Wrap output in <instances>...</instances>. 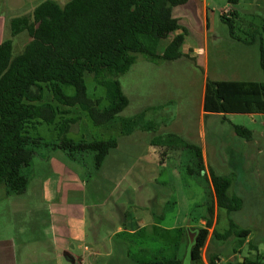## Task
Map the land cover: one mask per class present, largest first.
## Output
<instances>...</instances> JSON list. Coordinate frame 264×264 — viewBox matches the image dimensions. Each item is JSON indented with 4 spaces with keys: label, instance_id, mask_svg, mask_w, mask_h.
I'll list each match as a JSON object with an SVG mask.
<instances>
[{
    "label": "rangeland",
    "instance_id": "374dc122",
    "mask_svg": "<svg viewBox=\"0 0 264 264\" xmlns=\"http://www.w3.org/2000/svg\"><path fill=\"white\" fill-rule=\"evenodd\" d=\"M17 1H21V5L15 8ZM40 1L0 0V43L9 38V19L22 13L30 14ZM55 1L63 6L68 0ZM234 9L227 0H186L184 5L172 10L174 18L186 32L181 50L183 57L174 62H149L137 56L128 73L118 79L129 101L119 117L128 118L147 111L145 119L156 124L154 133L137 131L124 137L119 133L117 122L96 127L78 108L64 107L58 110L68 114L58 115L53 124L38 125L36 131L30 133L32 139L41 141L40 146L34 149V165L43 161L48 152L52 154L59 144L61 123L65 119L74 120L64 135L67 139L75 142L116 140L118 143L117 149L110 152L99 169L95 168L93 154L55 153L57 164L61 168L65 166V169L60 170L56 166L46 176L51 174L59 184L57 201L46 205L45 199L38 200L44 210L51 208L53 214L59 215L53 219L56 224L67 225L66 237H69V229L80 236L84 220L87 225L92 219L98 222L97 229L105 243L99 244L102 258L83 252L84 246L92 249L91 244L94 243L91 239L88 238L87 243L80 239L72 243L75 248L81 246L73 254L84 258L86 264H99L97 259L105 260L102 264L116 260L122 235L112 236L113 256L105 258L106 244L112 243L111 235L118 228L123 229L125 223L135 230L148 217L157 222L159 228L144 229L129 238L125 264L162 259L192 264L184 244L187 239L183 228L188 224L199 225L205 218L206 195L211 191L210 169L231 178L228 195L241 201L239 209L231 215L218 210L217 223L213 228L219 234L224 233L230 219L239 229L249 231V235L242 245H238L234 237L226 241L215 239L211 236L212 228L201 252L202 259L207 263L210 258L218 257V264H237V258L239 264L244 259L264 264V115L207 117L202 114L206 80L264 83L259 66V49L264 46V0H239ZM232 12H235V18L230 16ZM222 16L228 22L221 21ZM169 37L161 40L160 51L166 47ZM252 39L255 40L253 44ZM28 42L26 33L16 37L13 40L14 56L20 54ZM197 48L205 50V58L196 53ZM84 84L87 96L100 100L99 108H104L107 105L103 99L104 89L96 86L88 75L84 77ZM64 94L73 96V90L65 89ZM41 104H54L46 89L43 90ZM233 126L250 131L251 141L235 136ZM166 134L180 136L201 148L206 162L205 177L188 173L192 169V158L188 152H167L149 145L154 137ZM131 170L130 175L127 171ZM22 173L31 181L30 168ZM98 184L102 185L101 191L94 195L93 187ZM69 191H72L71 195ZM3 199L0 188V236L6 239L13 235V226L19 230L26 228L29 218L16 219ZM49 227H39L37 232L28 234L32 240L24 249L18 251L17 248L16 252L28 255L43 253L47 243L41 239L45 236L49 240ZM142 245L150 250L148 256H140L134 251ZM56 259L45 257L46 264H55ZM58 261L71 264L63 256Z\"/></svg>",
    "mask_w": 264,
    "mask_h": 264
},
{
    "label": "trees",
    "instance_id": "16d2710c",
    "mask_svg": "<svg viewBox=\"0 0 264 264\" xmlns=\"http://www.w3.org/2000/svg\"><path fill=\"white\" fill-rule=\"evenodd\" d=\"M238 2L227 0L233 9ZM185 3L186 0H68L60 6L55 0H41L30 14L9 19V38L0 43V185L5 187L8 197L25 193L28 180L22 171L30 167L34 149L41 143L40 139H32L30 133L38 125L53 124L58 115L68 114L60 112L59 107L78 108L96 127L117 122L119 133L124 137L137 131L154 133L156 124L145 119L147 111L128 118L119 117L129 101L118 79L128 73L137 56L149 62H174L183 57L186 32L172 10ZM230 16L235 18V12ZM220 19L228 22L224 16ZM24 33L29 42L14 56L13 40ZM171 35V41L160 51L161 40ZM254 42L252 39L251 44ZM259 66L264 75V46L259 49ZM85 75L104 89L103 99L107 102L104 108H99L100 100L87 96ZM44 89L51 94L53 105L41 104ZM65 89H72L73 96H66ZM202 111L204 115L221 117L264 115V83L206 80ZM73 123L71 119L61 123L62 138L55 148L68 155L93 154L95 168L99 169L118 147L117 141L67 139L64 135ZM233 133L246 142L252 139L251 132L239 126H233ZM149 145L167 152H188L192 158L188 173L205 177L202 150L198 146L174 134L156 136ZM208 177L211 191L206 195L204 228L190 229L196 233L194 244L189 245L192 264H204L201 252L209 230L217 223L216 212L224 210L231 215L241 203L228 195L232 184L229 176L210 169ZM248 235L249 231L239 229L230 219L224 233L219 234L214 228L211 231L217 240L236 238L238 245ZM218 259L210 258L207 264H215ZM134 264L182 263L162 259ZM241 264L260 263L244 259Z\"/></svg>",
    "mask_w": 264,
    "mask_h": 264
},
{
    "label": "crops",
    "instance_id": "0c3cea01",
    "mask_svg": "<svg viewBox=\"0 0 264 264\" xmlns=\"http://www.w3.org/2000/svg\"><path fill=\"white\" fill-rule=\"evenodd\" d=\"M19 5H21V1L15 2L13 7L16 8ZM172 37L173 35L169 37L168 43L171 41ZM196 51H197L196 52L197 54L205 58L206 55H205V50L203 48H197ZM204 62H205V59H204ZM202 114L203 116H207V117L210 116V115H204L203 111H202ZM217 117H221V116H217ZM58 151L59 150L55 148L54 151L51 152L52 154L48 152V155L45 158H43V161H40V163L38 162L36 165H34V163L32 162V164L29 167L31 171L29 175V177H31V181L28 180V185L23 195L8 197L5 193V187L0 185L1 190H3V198L5 199V200L3 199V201H6L5 203L8 204L7 208L9 209V212L16 219L29 218V224L26 228L24 229L20 228L22 230H19L18 227L13 226L15 230H14L13 235H11V238L8 237L6 239L5 238L3 239L0 236V264H46L47 262L45 260V257L57 258L55 260V264H63L58 261L59 257L62 258V256L63 258L67 259L68 263L74 264L76 262V264H86V261L84 258L83 259L78 258L73 254V251L80 250L81 246L78 245L75 248L74 246L75 244L73 245L72 243L79 241V239L87 243L88 238L91 239V241L94 244H91V246L93 245L92 249L88 248L87 246H84L82 249L83 252L85 254L88 252L89 256H92V257L102 258L101 257L102 255L100 254V250H99V244L105 245V243L102 241L104 239L103 236L100 234L99 229H97L99 225L97 224L98 223L97 221L92 219L91 223L87 225L86 220H84V223H83L84 229L80 231V236L78 234L72 233V230L69 229V233H70L69 237H66V233L68 230L67 225L66 224H62V225L56 224L53 219L59 217V215L53 214L51 208L44 210L41 207V203L38 201L43 198L46 200L45 203H48L46 205H52V202H54V200L57 201V198L59 195V190H58L59 184L57 180L52 178L51 174H49L48 176L46 175L48 172H51L53 168H56V166H58L60 170H62L63 168L65 169V166L61 168V166L57 164L55 153H58ZM202 155H203V151H202ZM203 161H204V167L206 170V162H205L204 155H203ZM115 169H118V167H116ZM132 171L133 170H131L130 172L129 171L127 172L130 173L131 175ZM141 171L144 172L143 170ZM70 175L71 174H68V176ZM70 177L71 179L73 178L72 175ZM101 188H102V185H99V184L96 187H93V191H92L93 194L97 195L98 193H100ZM69 193L71 195L72 191H69ZM83 210L84 208L82 209V212L84 213ZM35 219L38 221L37 224H36ZM144 221L145 222L142 221L143 223H141V226H137V229L135 230L130 229L129 226H126V223H125L123 226V229L118 228L114 232V234L111 235L110 239L112 240V243L106 244V246L108 247V251H107L105 258H109L113 256L112 252H113L114 242H113L112 236L122 235V241L119 243L120 245H118L117 247L118 249L117 259L113 260L115 262L112 261L109 264H125V261H126L125 259L128 256L126 244L128 243L129 238H131L132 236L136 235L137 233L141 232L144 229L159 228L158 223L152 220L150 217L144 219ZM48 226H50L48 229L50 231L49 240H47L45 236H43V239H41V241H45L47 243L45 245V250L43 253H35V254L28 255V254H24L23 252H21V254L20 252H18L20 249H24L26 247L25 245L26 243L29 242V240H32L27 237L28 234H33L37 232L36 229H39V227L43 229L44 227H48ZM195 228H204V221L202 220L199 223V225L191 226L190 224H188L185 228H183L185 229L184 235L187 239L184 244L186 246V250L188 253H189V242L187 238V232L190 231V229H195ZM17 248L19 249L16 252ZM134 251L140 256H148L150 254V250L148 248H145L144 245L138 246L136 250ZM32 258L33 259L35 258V261H33ZM39 259H43V260H39ZM97 262L99 264H102L105 262V260L97 259ZM203 263L207 264L204 260H203ZM218 263H219V259L218 261L215 262V264H218Z\"/></svg>",
    "mask_w": 264,
    "mask_h": 264
},
{
    "label": "water",
    "instance_id": "95a60500",
    "mask_svg": "<svg viewBox=\"0 0 264 264\" xmlns=\"http://www.w3.org/2000/svg\"><path fill=\"white\" fill-rule=\"evenodd\" d=\"M187 238H188L189 245H193L194 241H195V238H196V233L188 231L187 232Z\"/></svg>",
    "mask_w": 264,
    "mask_h": 264
}]
</instances>
